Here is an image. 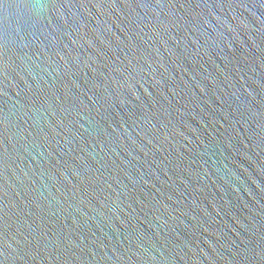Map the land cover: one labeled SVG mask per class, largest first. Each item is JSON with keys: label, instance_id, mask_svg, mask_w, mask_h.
<instances>
[{"label": "water", "instance_id": "95a60500", "mask_svg": "<svg viewBox=\"0 0 264 264\" xmlns=\"http://www.w3.org/2000/svg\"><path fill=\"white\" fill-rule=\"evenodd\" d=\"M0 264H264V0H0Z\"/></svg>", "mask_w": 264, "mask_h": 264}]
</instances>
